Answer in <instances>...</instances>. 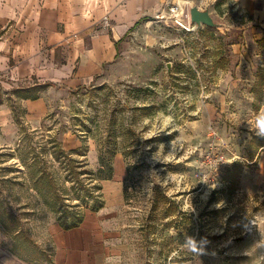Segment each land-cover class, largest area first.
Masks as SVG:
<instances>
[{
	"label": "rangeland",
	"instance_id": "rangeland-1",
	"mask_svg": "<svg viewBox=\"0 0 264 264\" xmlns=\"http://www.w3.org/2000/svg\"><path fill=\"white\" fill-rule=\"evenodd\" d=\"M177 5L215 26L180 30ZM157 6L102 78L0 94L17 129L0 147V264H53L51 229L104 207L118 154L125 203L105 227L124 264H264V0ZM42 92L46 114L26 116L21 99Z\"/></svg>",
	"mask_w": 264,
	"mask_h": 264
},
{
	"label": "crops",
	"instance_id": "crops-1",
	"mask_svg": "<svg viewBox=\"0 0 264 264\" xmlns=\"http://www.w3.org/2000/svg\"><path fill=\"white\" fill-rule=\"evenodd\" d=\"M215 1L198 0L201 4ZM164 2L0 0V94L9 87L22 88L21 84H29L33 78L52 84L47 87H77L102 78L103 69L117 59L122 37L139 27L144 16L156 14L157 5ZM44 98V92L36 99L22 98L26 116L45 115L48 106ZM16 131L11 108L0 103V147L13 142ZM113 170L112 177L102 183L105 202L99 212L87 213L75 228L51 229L53 264H124L128 247L115 228L111 232L105 227V221L116 220L125 203L128 172L121 154L115 156Z\"/></svg>",
	"mask_w": 264,
	"mask_h": 264
},
{
	"label": "water",
	"instance_id": "water-1",
	"mask_svg": "<svg viewBox=\"0 0 264 264\" xmlns=\"http://www.w3.org/2000/svg\"><path fill=\"white\" fill-rule=\"evenodd\" d=\"M189 18L190 22L196 24L197 26H215L214 20L208 10H200L194 6L189 9Z\"/></svg>",
	"mask_w": 264,
	"mask_h": 264
},
{
	"label": "built area",
	"instance_id": "built-area-1",
	"mask_svg": "<svg viewBox=\"0 0 264 264\" xmlns=\"http://www.w3.org/2000/svg\"><path fill=\"white\" fill-rule=\"evenodd\" d=\"M169 11L175 17L173 23L178 26L180 30L189 32L193 29V27H191V22L188 20V13L181 11L178 5L169 8Z\"/></svg>",
	"mask_w": 264,
	"mask_h": 264
},
{
	"label": "trees",
	"instance_id": "trees-1",
	"mask_svg": "<svg viewBox=\"0 0 264 264\" xmlns=\"http://www.w3.org/2000/svg\"><path fill=\"white\" fill-rule=\"evenodd\" d=\"M44 86H52V84L51 83H45L44 84ZM37 97L35 96V97H32L31 99H36ZM63 151H61V150H56V151H54V154H57V155H55L56 156V158H60V155H63ZM104 164V161H102V165ZM45 177H44V173H42V174H40V175H38L37 177H36V180H39V181H42L43 179H44ZM111 177H109V179H110ZM38 193H40V192H38ZM44 194V193H43ZM48 194L50 195V196H52V199H53V197L55 196V195H52V193H49L48 192ZM49 206H50V208H52L53 210H54V207H52L53 205L51 204V203H49ZM101 207V206H100ZM99 206L98 207H95V209H99L100 208ZM81 220L82 219H79V220H72V222L71 223H66L65 225L64 224H61V226H62V228H64V230H68V229H72V228H75V227H77V226H79V224L81 223Z\"/></svg>",
	"mask_w": 264,
	"mask_h": 264
},
{
	"label": "clouds",
	"instance_id": "clouds-1",
	"mask_svg": "<svg viewBox=\"0 0 264 264\" xmlns=\"http://www.w3.org/2000/svg\"><path fill=\"white\" fill-rule=\"evenodd\" d=\"M256 134L262 138H264V116H261L256 120ZM195 251V249H193Z\"/></svg>",
	"mask_w": 264,
	"mask_h": 264
}]
</instances>
